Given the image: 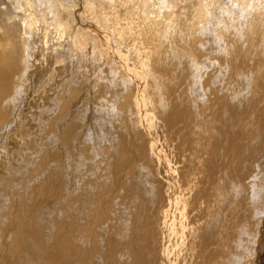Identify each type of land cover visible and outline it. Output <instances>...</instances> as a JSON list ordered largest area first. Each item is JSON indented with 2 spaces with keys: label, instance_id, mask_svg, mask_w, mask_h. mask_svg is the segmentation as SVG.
<instances>
[{
  "label": "bare ground",
  "instance_id": "bare-ground-1",
  "mask_svg": "<svg viewBox=\"0 0 264 264\" xmlns=\"http://www.w3.org/2000/svg\"><path fill=\"white\" fill-rule=\"evenodd\" d=\"M130 1L0 0V264H177L165 239L186 233L198 264H264V0H197L180 48L179 0ZM87 89L124 126L91 183L71 176Z\"/></svg>",
  "mask_w": 264,
  "mask_h": 264
},
{
  "label": "rangeland",
  "instance_id": "rangeland-1",
  "mask_svg": "<svg viewBox=\"0 0 264 264\" xmlns=\"http://www.w3.org/2000/svg\"><path fill=\"white\" fill-rule=\"evenodd\" d=\"M123 1H125V2H127L128 4H129V9L131 8V9H135V8H132V4H133V1H130V0H120V1H118V0H111V2H109V3H115V4H121ZM129 1L131 2V3H129ZM227 1L228 0H222V3H223V5H225L226 3H227ZM119 2V3H118ZM198 2L199 1H197V0H179V6H176V10H178V13L177 12H175V15H173L172 16V18H173V20H175V22H174V26H172L171 27V29L173 30V31H171L172 32V34L174 33V36H173V42H175L176 44H179V48L181 47V44H186L187 43V34H188V32L190 33L191 32V25H192V23L190 22L192 19H191V16H192V14L193 13H195V9H196V7L198 6V5H196V4H198ZM225 2V3H224ZM130 4H131V6H130ZM178 5V4H177ZM191 5V6H190ZM187 6H188V8H187ZM227 6H233L232 4H230V5H227ZM123 7V6H122ZM194 7H195V9H194ZM99 8V7H98ZM100 9V8H99ZM101 10V9H100ZM218 10L219 9H215V11L216 12H218ZM78 11H82L81 9H80V7H78ZM102 12H106L105 10H101ZM183 11H185L186 13H188L187 14V16L183 13ZM177 14V15H176ZM184 14V15H183ZM183 15V16H182ZM186 16V17H185ZM227 18H224V20H226ZM167 21H168V18H167ZM189 21V22H188ZM195 22H197L196 20H195ZM158 24H159V22H158ZM157 24V25H158ZM199 24H201V23H199ZM160 26H161V24H159L158 25V27H159V29H163L164 28V25H162L161 26V28H160ZM179 26V27H178ZM200 26H203V25H200ZM174 28V29H173ZM177 29V30H176ZM126 34H128L127 32H126ZM191 34V33H190ZM130 35V36H129ZM133 34H128V35H126L128 38H130V40L129 39H127V41H130V42H132L133 43V37L134 36H132ZM143 37H145L144 35H142ZM149 38L146 40V41H144L143 43H145V44H143L142 43V46L144 45V47L143 48H145L146 49V52H149L151 49H150V47L153 49V38L150 36V35H147ZM114 36H112V39L113 40H111L112 42H111V46H112V48H114V49H116L119 45V43H117V40H118V38L116 37V38H113ZM191 37V36H190ZM131 38H133V39H131ZM151 38V39H150ZM149 40V41H148ZM150 40H151V42H150ZM183 40V41H182ZM114 44V45H113ZM150 45V46H149ZM117 46V47H116ZM126 45H124L123 46V49H130L131 48V46L129 47V46H126ZM132 49V48H131ZM130 49V50H131ZM142 53V56H144V53L143 52H141ZM112 54V56H115V57H113V59H116V60H118L119 58H117L118 56H117V53L115 54L114 52H113V50L110 52V55ZM114 54V55H113ZM153 55H154V53H153ZM137 58L138 57H134V62L135 63H137ZM73 69V71L76 69V68H72ZM92 72H93V74H92ZM96 72V70L94 69V68H92V69H90V72H89V84H90V82L91 83H93L94 81H95V79L97 78V72ZM84 72H78V74H83ZM103 74V75H102ZM102 76H106V78L109 80V81H113V80H116L117 78H113L112 79V77L110 76V75H106V74H104V73H100V71H99V69H98V80H99V77L101 78ZM92 77V78H91ZM108 89H112V88H108ZM93 90V89H92ZM91 90V91H92ZM95 90V89H94ZM90 91V89H87V90H84V91H81V92H79V94H78V96H77V98L76 99H74L73 100V104L72 103H70V107H69V109L70 110H74V109H80L79 108V105H80V107H81V109H82V113H84L83 115H84V123L82 124V126H85L86 125V130H87V138L85 137V139L83 138L82 140L84 141V143L82 142V140H81V144L83 145L82 146V148H84L82 151H80V153H81V158H82V161H81V163L80 162H78V164H79V167H76V170L74 171V172H72L71 173V176L72 177H74V174H75V172L77 171V170H81V172L83 173H81L82 174V177H83V175H84V177H85V175H86V170H87V173H92L93 171L94 172H96V171H98L96 168H98V166H100V170L101 169H105L106 168V166L108 165V151L110 150V148H111V143H109V142H113L112 144H113V149H116L115 147H117L116 145H117V143H119V141H120V137H118V135L120 136V133L121 134H123V130H124V126L118 121V119L119 118H121V115H119V113H118V111H116V110H113L111 107V105H110V103L111 102H106V103H103L102 105H99V106H101V107H103V108H106V110H103V109H95V111H93V109H94V106H96V98L94 97V91L93 92H91ZM112 92L114 91L113 89L111 90ZM106 93H107V91H106V89H105V91L103 90V95L105 96L106 95ZM83 95V96H82ZM30 96H32V94H30ZM29 96V97H30ZM67 96H69V97H67ZM67 96L66 97H64V98H66L67 100H70L71 99V95L68 93L67 94ZM79 98H80V100H79ZM65 99V100H66ZM78 99V100H77ZM105 99V98H104ZM112 99H114L113 97L111 98V99H109L108 101H110V100H112ZM66 100V101H67ZM75 101V102H74ZM75 103H77L76 105H74ZM78 103H80L79 105H78ZM92 104V105H91ZM106 104V105H105ZM74 105V106H73ZM78 105V106H77ZM89 105V106H88ZM105 107H104V106ZM73 106V107H72ZM108 106V107H107ZM111 106V107H110ZM109 107H110V109H112L113 110V112L115 113V114H117L118 113V116L117 115H115L113 112H112V110L110 111L109 110ZM28 112L30 111V113H32L33 112V109H31L30 110V108H25ZM25 109H24V111H25ZM81 109H80V111H81ZM97 110H101V113H99V112H96ZM26 111V112H27ZM116 111V112H115ZM26 113V114H29V113ZM108 112V113H107ZM103 113V114H102ZM104 113H106L105 115H104ZM109 113H111L110 115H108ZM91 114H93V116L91 115ZM112 115V116H111ZM96 116V117H95ZM115 116V117H114ZM117 116V117H116ZM103 117V118H102ZM104 117H106L105 119H109L108 121L106 120L105 121V119H104ZM10 118H11V120L12 121H14L15 120V115L13 114V112H11L10 113ZM21 118V117H20ZM92 118H93V120H92ZM89 119V120H88ZM97 119V120H96ZM116 120V121H114V120ZM90 121V122H89ZM94 121L96 122V123H98V124H96V123H94ZM110 122H113V123H111V125H110ZM116 124H115V123ZM102 123V124H101ZM118 123V124H117ZM75 124H77V123H75ZM92 124V125H91ZM94 124H96V126L94 125ZM101 125H102V127H101ZM118 125H122V126H118ZM98 126L100 127V128H98ZM110 126V127H109ZM118 126V127H117ZM121 127V128H120ZM89 128V129H88ZM119 128V129H118ZM90 129L92 130V131H90ZM102 129V130H101ZM115 131V132H113V130ZM119 131H118V130ZM123 129V130H122ZM146 129V128H145ZM100 130V131H99ZM105 130V131H104ZM109 130H110V132H109ZM121 130V131H120ZM143 131V130H142ZM93 134H92V133ZM99 132V133H98ZM109 132V133H108ZM115 133H116V135H115ZM118 133V134H117ZM98 134V135H97ZM111 134V135H110ZM25 135H27L28 136V131H27V133L25 134ZM85 135H86V132H85ZM89 135H92V136H89ZM110 136V138L108 139L107 137H109ZM96 137H98L99 139H100V142H102V144L101 143H97L98 141H97V139H96ZM102 137V138H101ZM104 137H106V138H104ZM114 137H115V139H114ZM93 140V142H92V140ZM87 139V140H86ZM107 139V144H106V140ZM119 141H118V140ZM85 140H86V142H85ZM90 140V141H89ZM96 140V141H95ZM110 140V141H109ZM113 140V141H112ZM26 141V140H25ZM88 141V142H87ZM118 141V142H117ZM22 142V141H21ZM48 142H49V144L51 143H53V140H51L50 138L48 139ZM140 142H141V140H140ZM86 143V144H85ZM90 143V144H89ZM92 143V144H91ZM105 143V144H104ZM22 144V143H21ZM72 144H74V143H72ZM88 144L90 145V146H88ZM110 144V145H109ZM54 144H52V146H53ZM85 145V146H84ZM103 145V146H102ZM105 145H108V146H106L105 147ZM98 146H100V148H101V151H99L98 153H97V149H95V148H97ZM72 147H75V144L74 145H72ZM103 147H104V149H103ZM109 148V149H108ZM62 150H63V148H61ZM91 149V150H90ZM93 149V150H92ZM87 150V151H86ZM96 150V151H95ZM105 150V151H104ZM106 150H107V152H106ZM103 151H104V153H103ZM86 152V153H85ZM88 152V153H87ZM93 152V153H92ZM96 153V154H95ZM106 153V154H105ZM84 154V155H83ZM92 154V155H91ZM94 154V155H93ZM99 154V155H98ZM102 154V155H101ZM96 155V156H95ZM100 155H101V158L103 159V160H105V162H106V164H105V162H103V160H101V158H100ZM66 155H63V158H65V161H66V158H67V156L65 157ZM85 156V157H84ZM93 156V157H92ZM103 156V157H102ZM104 156H106V157H104ZM90 160H89V159ZM92 158V159H91ZM96 160H95V159ZM87 160H89V162H87ZM101 160V161H100ZM90 163H92V164H90ZM96 163V164H95ZM103 165H102V164ZM82 164V165H81ZM93 166V167H92ZM6 168V167H5ZM78 168V169H77ZM82 168H83V170H82ZM7 169V168H6ZM6 169H4V170H6ZM85 169V170H84ZM3 170V171H4ZM90 170V171H89ZM89 171V172H88ZM8 172L9 171H7L6 172V174H8ZM90 174H88V176H87V178H85L86 179V182H88V183H91V178H92V175H93V173L90 175ZM89 177H91V178H89ZM90 180H89V179ZM88 179V180H87ZM27 187H28V185H27ZM27 187H26V191H27ZM29 188H31V187H29ZM90 188H91V191H92V187L90 186ZM264 188V181H262V183L259 185V187H258V192H261V193H263L264 194V192L263 191H261L262 189ZM30 192H34V189L32 190V191H30ZM15 196H16V199L17 200H21L22 198H19L20 196H17L16 194H15ZM15 199V198H14ZM24 199H27V198H24ZM16 200V201H17ZM263 207H264V205H262ZM9 205L7 204V202L5 201V202H3V203H0V212L2 211L4 214L5 213H7V212H9ZM175 206H173V208H172V210H171V217H173L172 216V214L174 215V216H176V222L178 221V222H180L179 220H180V218L179 217H181V215L180 214H177L178 212H179V210L177 211V208L175 207ZM14 206H12V212L14 211ZM176 209V211H173V210H175ZM57 210H58V207L56 208V210L53 212V214H52V216L53 215H55L56 213H57ZM48 211V214H49V210H46L45 212H47ZM173 211V212H172ZM15 214V213H14ZM176 214V215H175ZM17 217H19V216H21V215H17V214H15ZM45 215H46V213H44V220L45 221H47L48 222V220L50 219V218H48V217H45ZM178 215H179V217H178ZM262 215V214H261ZM3 217V215L0 213V217ZM52 216H50V217H52ZM263 215H262V222H263ZM257 218V216L256 215H254L253 217H252V220H255V222H257L258 221V219H256ZM177 222V223H178ZM264 224V223H263ZM44 225V227L45 228H47L48 227V225H45V224H43ZM255 226V231H256V225H253V227ZM260 227H261V229H258L259 230V232H258V234L257 235H259V237H262L261 239L262 240H260V238H259V240L261 241V242H259V243H257L258 244V246H257V251H256V257H255V259H254V262L255 261H258V258L257 257H259L260 256V258H263L264 257V242H263V240H264V226L262 225V223L260 224ZM263 231V232H262ZM187 234V233H186ZM184 235V237H185V241H186V245L188 246V243H187V241L189 240V239H187V235ZM171 238H169V240H170V242H168V239H165V241H167V242H165L166 243V245H170V244H172L173 245V243H174V246H172L171 245V248H170V252H172V254H171V260H173L174 258H176V263L177 264H198L199 262H200V260L198 261V259L197 260H195L196 258H193V262L191 261V255H190V253H192V251L189 249V246L187 247L185 244H184V247L182 246V248H183V251H184V253L182 252V248H181V250H178L177 249V247L178 246H181L182 244H180L181 242V236L179 237V235H177V236H174V235H171L170 236ZM178 237V238H177ZM179 239V240H178ZM172 240V241H171ZM175 240V241H174ZM258 240V241H259ZM174 241V242H173ZM178 241V242H177ZM173 242V243H172ZM175 243H179L180 245H178L177 246V244H175ZM157 245H159V243L157 242ZM261 246V247H260ZM173 247V248H172ZM175 247V248H174ZM189 249V251H188V249ZM158 250H157V254H158V251H159V247L157 248ZM171 249H172V251H171ZM178 250V251H177ZM261 250V253L263 254H260V253H258V251H260ZM263 250V251H262ZM177 251V253H175V252ZM164 253H165V251H164ZM185 253H186V255H185ZM184 254V255H183ZM259 254V255H258ZM178 255V256H177ZM187 257V258H186ZM173 258V259H172ZM189 258V259H188ZM249 258H251L250 256H249ZM186 260H187V262H186ZM178 261V262H177ZM198 261V262H197ZM258 263V262H257Z\"/></svg>",
  "mask_w": 264,
  "mask_h": 264
}]
</instances>
